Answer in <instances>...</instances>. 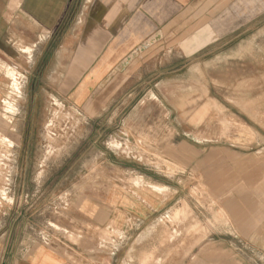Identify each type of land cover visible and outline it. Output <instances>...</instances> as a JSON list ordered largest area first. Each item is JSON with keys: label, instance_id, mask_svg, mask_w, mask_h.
<instances>
[{"label": "rangeland", "instance_id": "374dc122", "mask_svg": "<svg viewBox=\"0 0 264 264\" xmlns=\"http://www.w3.org/2000/svg\"><path fill=\"white\" fill-rule=\"evenodd\" d=\"M90 1L0 0V264H264V106L217 76L203 112L171 43L79 98Z\"/></svg>", "mask_w": 264, "mask_h": 264}, {"label": "crops", "instance_id": "0c3cea01", "mask_svg": "<svg viewBox=\"0 0 264 264\" xmlns=\"http://www.w3.org/2000/svg\"><path fill=\"white\" fill-rule=\"evenodd\" d=\"M89 12L90 30L75 55L80 66L86 64L76 96L92 97L93 106L100 105L92 93L102 76L128 74L127 64L139 57L138 51L150 54L170 43L187 61L189 82L202 84L203 112L217 76H224L227 89L235 91L234 105L243 113L244 108L254 114V108L264 106V0H91ZM244 91L249 92L245 101ZM256 165L254 158L248 171L252 180ZM262 218L254 234H264ZM257 246H264V240ZM67 254L43 247L17 258L16 264H98L83 254ZM103 263L110 264L109 258Z\"/></svg>", "mask_w": 264, "mask_h": 264}]
</instances>
